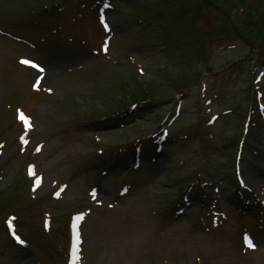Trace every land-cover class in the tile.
<instances>
[{
	"label": "rangeland",
	"instance_id": "rangeland-1",
	"mask_svg": "<svg viewBox=\"0 0 264 264\" xmlns=\"http://www.w3.org/2000/svg\"><path fill=\"white\" fill-rule=\"evenodd\" d=\"M209 1L0 0V264H264V0Z\"/></svg>",
	"mask_w": 264,
	"mask_h": 264
},
{
	"label": "trees",
	"instance_id": "trees-1",
	"mask_svg": "<svg viewBox=\"0 0 264 264\" xmlns=\"http://www.w3.org/2000/svg\"><path fill=\"white\" fill-rule=\"evenodd\" d=\"M196 1H201V2L203 1L202 2L203 4L197 5L196 2L195 3L190 2V6H192V8L190 10L193 11V14L190 15V21L192 23H196L200 19L201 15H204V13H200V11H201L202 7L207 9L204 4H208L210 2L209 0H196ZM230 2H233V0H230ZM233 5H234V3H233ZM235 7H237L238 9L239 8H242V9L246 8L244 5V1L240 5H237ZM253 13L251 12V14H253ZM197 24L198 23H196L195 25H197ZM223 30L227 32L226 33L227 37L238 36V37L244 39L247 43H249L251 45V49L254 51V53L257 54L258 58H260L261 60H264V22L259 21V19L255 18V16L252 15V17H249V19L246 21V23H244L243 26L235 25V26H233V28L228 27V28H224ZM212 35H213V31H211V32H209V34H207L208 37L209 36L212 37ZM185 39H189L188 42L185 44L186 47L188 46L190 48V50L198 52V50L196 49V45L193 44V41L191 40V38L188 35H186L185 33L179 34L178 38H176V41L184 44L183 42ZM201 48H205V47L202 46ZM199 51H201V50H199ZM200 55H201V52H200ZM133 80H134L133 81V84H134L133 89H131L128 96H130V98L132 100H134L133 104L141 105L143 103V104H145V106H147L148 103H146V101H149V99H151V97H152V94L149 92V88H147L144 84L139 82L138 75L136 73L134 75ZM174 85H175L176 89H181L180 88L181 84L178 85L176 82H174ZM150 90H151V88H150Z\"/></svg>",
	"mask_w": 264,
	"mask_h": 264
},
{
	"label": "snow or ice",
	"instance_id": "snow-or-ice-1",
	"mask_svg": "<svg viewBox=\"0 0 264 264\" xmlns=\"http://www.w3.org/2000/svg\"><path fill=\"white\" fill-rule=\"evenodd\" d=\"M105 27L107 28V24H105ZM105 50H107L106 47H105ZM21 63H22V64H28V65H31V66L34 67V68H39V70H40L41 72L44 71L43 68H40V66H39L38 64L34 63V62L31 61V60L24 59V60H21ZM39 85H40V79H37L36 83H35L33 86L36 87V88H38ZM18 118L24 122V124H25L26 127H28V128L31 127V123H30L29 118L26 117L22 112L19 113V117H18ZM25 143H27V141H25ZM33 175H34V172H33ZM39 184H40V179L37 178V180H36V185L39 186ZM57 194H58V193H57ZM82 218H83V217H77V222H79V220H81ZM8 223H9V226L11 227V220H9ZM16 239L19 240V237H16ZM76 241H77V243L79 242V233H78V232L76 233ZM21 243H22V241H21ZM246 243H247V246H248L249 248H254V247H255L253 241H252L250 238H248V239L246 240ZM73 256H74V259H79V257L76 255V249H75V248H74V251H73Z\"/></svg>",
	"mask_w": 264,
	"mask_h": 264
}]
</instances>
